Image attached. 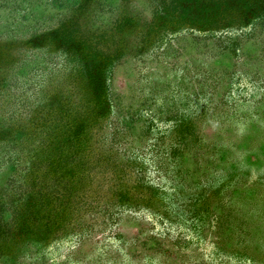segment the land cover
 Listing matches in <instances>:
<instances>
[{"label":"rangeland","instance_id":"374dc122","mask_svg":"<svg viewBox=\"0 0 264 264\" xmlns=\"http://www.w3.org/2000/svg\"><path fill=\"white\" fill-rule=\"evenodd\" d=\"M0 264H264V0H0Z\"/></svg>","mask_w":264,"mask_h":264}]
</instances>
